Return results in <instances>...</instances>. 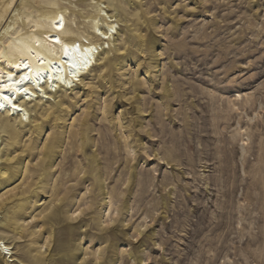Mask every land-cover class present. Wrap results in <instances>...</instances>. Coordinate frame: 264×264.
I'll return each mask as SVG.
<instances>
[{
  "label": "rangeland",
  "instance_id": "1",
  "mask_svg": "<svg viewBox=\"0 0 264 264\" xmlns=\"http://www.w3.org/2000/svg\"><path fill=\"white\" fill-rule=\"evenodd\" d=\"M100 1L110 65L0 115V264H264V0Z\"/></svg>",
  "mask_w": 264,
  "mask_h": 264
},
{
  "label": "bare ground",
  "instance_id": "2",
  "mask_svg": "<svg viewBox=\"0 0 264 264\" xmlns=\"http://www.w3.org/2000/svg\"><path fill=\"white\" fill-rule=\"evenodd\" d=\"M14 1L0 0V115L25 122L35 112L29 104L82 83L100 60L101 67L110 65L105 50L115 40L121 19L108 14L100 0H91L96 14L90 19L91 38L84 39L68 30L66 11L56 1L39 0L37 7L19 3L13 10ZM9 162L0 150V184L8 177ZM8 250L0 239V255Z\"/></svg>",
  "mask_w": 264,
  "mask_h": 264
}]
</instances>
